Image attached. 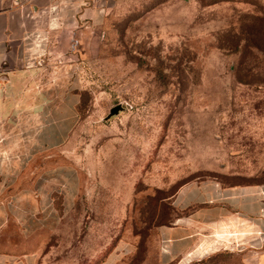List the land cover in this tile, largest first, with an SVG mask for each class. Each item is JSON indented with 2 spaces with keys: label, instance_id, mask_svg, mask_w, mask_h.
<instances>
[{
  "label": "rangeland",
  "instance_id": "374dc122",
  "mask_svg": "<svg viewBox=\"0 0 264 264\" xmlns=\"http://www.w3.org/2000/svg\"><path fill=\"white\" fill-rule=\"evenodd\" d=\"M33 3L0 0V31L15 32L0 95L24 126L16 185L51 184L60 214L31 236L9 221L0 250L30 251L29 264H264V0H58L48 20ZM55 109L61 143L35 154ZM246 190L248 236L233 221ZM20 201L45 224L36 199L0 195Z\"/></svg>",
  "mask_w": 264,
  "mask_h": 264
},
{
  "label": "crops",
  "instance_id": "0c3cea01",
  "mask_svg": "<svg viewBox=\"0 0 264 264\" xmlns=\"http://www.w3.org/2000/svg\"><path fill=\"white\" fill-rule=\"evenodd\" d=\"M15 1H21V2H34L33 5L39 8H44L45 10V16L46 19L50 18V16L54 15L53 8L57 5L58 0H46L45 2L41 3L39 0H13ZM63 1V0H61ZM56 15V14H55ZM27 32H20L19 37H25L24 34H28ZM12 34H15L13 31H0V38H3L5 40H0V66L6 62V60L9 57V49L8 44L6 45V38L12 37ZM40 37V35H39ZM41 48H38V52L40 53ZM14 52L12 54V63L17 64L19 68L27 67L24 65L25 59L28 55L24 52H19V49L13 48ZM13 67V66H12ZM9 66L10 69H15ZM7 69V68H5ZM5 80L0 78V86L4 84ZM73 99V98H72ZM75 102V103H74ZM74 102L70 104V107L76 108L77 104V98H74ZM54 113L56 116L54 118L58 119H52L48 121L42 122V124L37 128L36 134L30 138L29 144L30 148L34 151L35 154H39L41 151H43L44 148L47 146L55 147L59 143H61L62 140V119L66 118V114L62 112V109L60 111H57L56 109L54 111L48 112L51 114ZM58 114L60 115H57ZM69 112V111H68ZM67 112V114H68ZM72 112L70 111V114ZM18 114V112H17ZM16 115V111L9 107L8 99L4 97V95H0V182L3 183V185L0 187V195H7V197H10L12 195H19L20 197L27 198L29 197L31 199H36V204L40 206V214L45 215V224H40V221L37 219H33L31 215L29 214V211H26V204H24L23 201L18 202V205L20 207H16L13 205L8 204H0V228L7 225L9 221L17 222L22 228H24V232H26L27 236H31L33 233H35L39 229H47L52 231L51 229L55 225V220L57 216H59L60 212L54 208L53 200L50 201V198L47 196L46 198L43 196V192L45 191V187L39 188L37 187H31V186H25V187H19L16 185L17 182H19L20 179H15L14 177V166L20 164V158H15V152L14 149H10V145L12 143L22 142L20 136H15V130L24 128V126L18 127L14 123V118ZM34 116L40 117V113L37 112L34 114ZM46 117V116H44ZM58 121V122H57ZM28 125H26L25 129H28ZM63 172V177L66 179V187L62 191V200L65 207H68L75 195V182H76V173L70 169L66 168ZM49 177L52 178V176H56L55 172H51L48 174ZM21 175H18L17 177L20 178ZM36 178H41V176H38ZM50 179V178H48ZM42 182V181H41ZM28 188V189H26ZM52 188V185L49 184L46 190H49ZM5 193V194H4ZM49 194V193H48ZM245 194L242 192L240 195V201L238 203V206H236L235 209H237V215L235 218H233V221L237 223H242L244 227L246 228V234H250L254 228V218L252 217L253 214V208L251 203L253 202L254 198V191L246 190ZM250 194V197H249ZM26 196V197H25ZM51 197V194H50ZM244 198H247L246 201H244ZM250 199V200H249ZM45 209H44V208ZM42 212V213H41ZM44 218V217H43ZM237 235V234H236ZM169 239H176L174 236H169ZM30 254V251L23 249L20 251L5 249L0 250V264H29L27 255ZM22 258L23 262L16 263L15 258ZM30 258V257H29Z\"/></svg>",
  "mask_w": 264,
  "mask_h": 264
},
{
  "label": "water",
  "instance_id": "95a60500",
  "mask_svg": "<svg viewBox=\"0 0 264 264\" xmlns=\"http://www.w3.org/2000/svg\"><path fill=\"white\" fill-rule=\"evenodd\" d=\"M119 109H120V105H116V106H114V107H112V108L110 109V113H111V114H112V113H115V112H117Z\"/></svg>",
  "mask_w": 264,
  "mask_h": 264
}]
</instances>
